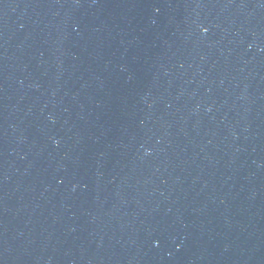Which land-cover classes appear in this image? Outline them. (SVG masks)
Masks as SVG:
<instances>
[{"label":"water","instance_id":"obj_1","mask_svg":"<svg viewBox=\"0 0 264 264\" xmlns=\"http://www.w3.org/2000/svg\"><path fill=\"white\" fill-rule=\"evenodd\" d=\"M0 264H264V0H0Z\"/></svg>","mask_w":264,"mask_h":264}]
</instances>
